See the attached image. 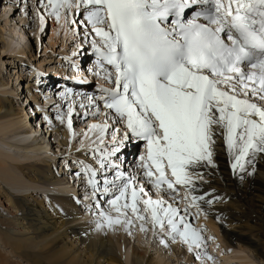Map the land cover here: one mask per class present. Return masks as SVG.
Returning a JSON list of instances; mask_svg holds the SVG:
<instances>
[{"label":"snow or ice","instance_id":"obj_1","mask_svg":"<svg viewBox=\"0 0 264 264\" xmlns=\"http://www.w3.org/2000/svg\"><path fill=\"white\" fill-rule=\"evenodd\" d=\"M37 9L41 32L51 16L91 37L96 74L110 84L101 86L104 95L85 96L87 104H79L94 109L85 118H104L84 133L85 139L94 136L86 153L91 162H72L81 165L74 174L86 175L92 189L96 228L125 223L131 229L138 220L147 231L150 220L195 258L213 261L204 229L192 220L201 202L210 205L218 197L194 193L200 170L216 167L217 138L225 141L234 171L246 172L264 154V0H37ZM60 95L68 100L72 89ZM75 103L69 100L56 117L69 129ZM145 145L143 177L157 191L172 193V202L153 199L116 163ZM178 186L187 189L183 208L176 202Z\"/></svg>","mask_w":264,"mask_h":264},{"label":"bare ground","instance_id":"obj_2","mask_svg":"<svg viewBox=\"0 0 264 264\" xmlns=\"http://www.w3.org/2000/svg\"><path fill=\"white\" fill-rule=\"evenodd\" d=\"M14 51L20 56L26 54L25 51ZM55 70L53 69L51 73ZM27 92L30 97L31 90ZM18 96L13 85L9 89V83H5L0 71V135L5 136L10 131L19 130L22 124L20 134L18 133L19 135L15 137L21 138V143H26L37 131H33L29 120L30 114L26 112V108L15 100L19 98ZM47 123L51 129V136L57 135L62 148H68L74 144L75 139L67 124L60 129L51 121ZM92 123L95 121L90 122ZM83 144L87 145V143ZM50 145V141L47 142L45 137L41 140L36 135L27 147L19 149L44 153L47 150H53V143L51 148H49ZM72 148L80 149L81 143L78 146L75 143ZM0 153L3 154V150H0ZM54 153L57 154L53 151L52 154ZM214 153L216 167L208 166L200 170L202 174L208 176V182H197L198 187L194 194L211 193L210 196H206V199L214 197L218 199L210 205L201 202L200 207L211 213L212 220L217 217V223L226 224L227 227L238 225L242 232L247 231L249 237L244 236L242 232L235 235L224 228L228 235L225 236L230 240H236L238 243L246 241L259 251L261 257H264V154H258L247 166V171L240 173L231 168L232 158L227 152L223 139L217 138ZM2 163L4 161L0 160V178L8 182L9 187H13L17 195L9 190L1 189L0 186V240L11 249L15 257L24 258L29 264H158L154 258L146 259L145 254H139L136 247L132 250L130 261L129 255H126L124 251L125 244L124 246L121 244V236L90 227L89 225L93 222L92 214L83 212L78 201L72 196L60 197L46 194L44 199L48 208L42 201H38V198L31 200L30 197L34 198L33 192L42 188L40 183L48 186L54 184L50 186V190L56 192L72 194L75 191L72 187L64 185L63 180L66 177L57 175L53 163L48 159L42 163L40 161L12 166L11 169L2 166ZM9 172L14 174L8 175ZM21 174L31 183H35L32 193H30L31 189L28 190L29 181L25 184L20 180ZM62 184L64 186H61ZM52 187H55V190ZM147 190L152 197L160 194ZM123 231L124 233L130 231L125 223ZM128 245H130L129 242ZM163 245L168 246L165 243ZM0 264L21 263L12 262L9 255L0 252Z\"/></svg>","mask_w":264,"mask_h":264},{"label":"rangeland","instance_id":"obj_3","mask_svg":"<svg viewBox=\"0 0 264 264\" xmlns=\"http://www.w3.org/2000/svg\"><path fill=\"white\" fill-rule=\"evenodd\" d=\"M71 18L72 17L70 16L69 19ZM40 29L41 23L39 18V11L37 9V0H23V3L22 0H0V71L4 76L5 83H9V89L13 85V87L19 94V98H16L15 100L19 99L18 102L26 108V112H28L30 116H32L31 112L34 111V101V103H37L39 105V108H37L40 111H44L43 113L47 112V114L49 113L53 115L51 123L62 129L63 125H66V122L61 123V121L56 118L58 115H56L54 110L58 109L66 112L69 100L63 101L62 106H58V101L56 100L57 102H54L52 98H48L45 96V99H38V96L33 88H30L31 94H29V96H31L28 97V92L26 91V89L28 90L29 85L35 82V78L31 81V72L34 69V66L38 69L48 67L47 69L50 70L45 71L51 72L53 69H55L53 68V66L57 58L64 54L73 56L72 54L75 52L79 53V56H81L80 53L82 52V49H87V45H91V38L86 40L83 34L79 33L76 30V26H73L71 24L65 26L63 21H56L55 18L51 16H46L44 32H41ZM14 50L25 51L26 54L24 56H20L19 53ZM62 81L64 82L65 80ZM56 85L58 87V84ZM57 87H55V90L57 89ZM48 93L49 92H47L46 94ZM73 99L74 98L72 97V99L70 100ZM27 102L30 103V106H27ZM75 102V112L72 116L73 128L70 130L71 135H73V132H75L76 134L74 138V144L76 143V146H78L79 143H87V145H90V139H93L94 136L93 134H91L88 139H84V131H87L88 125L91 121L98 122L99 120H103L104 117L88 116L87 118H85L83 114L88 110L80 108L78 102L76 100ZM37 112L36 114L34 113L33 116H37ZM30 116L29 120L32 123L33 131H37L33 138L36 135L37 138L41 140L42 137H45L46 141H50L51 143L49 148L52 147L53 143V150H47L44 153H33V150L19 149L27 147L28 144H30L33 140L32 138L31 140H27L26 143H21V138L15 137L23 127L21 126L22 124H20L21 128H19V130H14L12 132L10 131L5 136L0 135V150H3L4 152L3 154L0 153V160L4 161V163H2V166H6L11 169L12 166L16 165L39 163L40 161L42 163L45 159H48V161H53L52 158H54L55 156L52 154L53 151H55L56 153H63L65 151H67V153H70L71 151L78 150L72 148L74 144L70 145L68 148H62L57 140V135L54 136V134H52L51 136V129L47 130L46 125H48V123L44 122L45 124H41L39 120L36 121V119H33V116ZM40 116L41 114H39L38 117ZM49 121L50 120H48V122ZM109 123L111 124L112 121L110 120ZM48 128H50V126ZM109 132H111V129H109ZM13 149L18 150V152L11 151ZM57 160L59 161V156H57ZM11 174H14V172H9L8 175ZM21 175L22 177L20 179L19 176V179L22 180L23 183L28 184L29 180H27L23 174ZM207 178L208 176L203 173L202 179H198L197 182H208ZM25 184L23 185L26 186ZM33 184L35 183H31L29 181L30 188L28 190H30L31 188L34 189ZM40 185L42 188H39V190L42 193L40 191L38 193L33 192L34 198L32 196L30 197V199L36 200L38 198L37 200L42 201L44 203V206L48 208L47 203L44 199V196L46 195L45 192L54 191L50 190V188L43 187L41 183ZM0 186L1 189L3 188L5 190H9V192H11L12 194L17 195L15 189H13V187H9L8 182L2 181L1 178ZM61 186L64 185L62 184ZM53 189L55 190V187ZM31 190L30 193H32ZM160 197H162V195L158 194V196L153 197V199H157ZM164 199H168L170 201L169 197H165ZM77 201L79 204V200ZM186 203L187 202L184 201L182 204L178 203L177 206L183 208L186 206ZM82 211L84 212L83 209ZM109 211L111 214H116L110 208ZM191 211L195 214L196 209L193 208L191 209ZM95 216L96 215H92L93 222H91V224L89 225L93 228L96 227L97 222V216ZM211 216V213L205 210L204 214L200 212L198 216H195V218L192 220V223L195 227L204 229L203 235L206 239V250L208 254L214 257L213 261H208L203 257L195 258L194 253L189 250L188 246L184 244L179 238H177L176 240H172L170 237L161 233L159 229H153L150 220L148 223L147 231L141 229L140 221L138 220L134 222L129 233H124V223L120 226L115 225L112 228L105 226L103 229L99 230L106 231L112 235L114 234L115 236L120 235L121 244L123 246L125 244L124 251L126 255H129L128 257L130 261L132 258V250L134 247H136L138 248L139 254H145L146 259L151 260L152 258H154L158 264H264V257H261L259 251L252 247L248 242L241 241L240 243H238L236 240H230L229 237H227L228 235L225 232L226 230H224V228H227L228 231L233 232L235 235H237L242 232L241 229H239L238 225L227 227L226 224L217 223V217H215L216 219L212 220ZM166 231L167 229H165V232ZM242 234L246 237H249L247 231H243ZM165 239L168 240L167 244L169 247L163 245L162 241ZM128 242L130 243V245H128ZM176 248L179 249L176 250ZM0 252L9 255L11 261L14 263L20 262L21 264H29L26 259L24 260V258L20 259L15 257V255L12 254L11 249L5 246L1 240ZM183 255L185 256L183 257Z\"/></svg>","mask_w":264,"mask_h":264}]
</instances>
